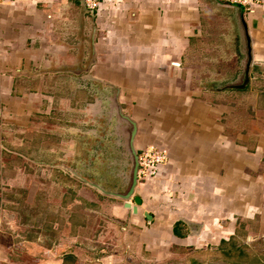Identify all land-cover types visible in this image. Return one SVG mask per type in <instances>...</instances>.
Masks as SVG:
<instances>
[{
	"label": "crops",
	"instance_id": "0c3cea01",
	"mask_svg": "<svg viewBox=\"0 0 264 264\" xmlns=\"http://www.w3.org/2000/svg\"><path fill=\"white\" fill-rule=\"evenodd\" d=\"M252 7L2 3L0 224H11L0 225V264H264V0ZM248 51L250 81L237 88ZM110 85L137 122L138 151L170 153L137 187V214L82 174L97 137L107 142L100 113L132 162ZM103 212L104 227L91 222Z\"/></svg>",
	"mask_w": 264,
	"mask_h": 264
},
{
	"label": "water",
	"instance_id": "95a60500",
	"mask_svg": "<svg viewBox=\"0 0 264 264\" xmlns=\"http://www.w3.org/2000/svg\"><path fill=\"white\" fill-rule=\"evenodd\" d=\"M85 4H86V0H85ZM90 11L93 14H95L94 10H90ZM248 47L250 51V44L248 45ZM249 51L247 52L248 65L244 71L243 83L240 85H237L236 86L237 88H245L247 83L250 81V67H251V62H252V54ZM110 86L112 87V85ZM113 87H112L113 91L111 95V100H112L111 105L118 119L125 123L124 133L127 135V141H126L127 150L129 154L131 155V159H132V168H131V176H130L131 178H130L128 189L124 191L123 193L114 192L110 190L106 191L102 188H99L98 185L93 182H91L90 185L101 189L103 192H105L108 195L111 194V195L122 198L124 200V206L126 208L132 209L133 212L137 214L139 212V206L142 204V201H143L142 197L139 194H137V187L139 185L140 154L135 145V138H136V134L138 131V127H137V122L133 119V117L125 113L123 110V106L119 100L120 88L115 85ZM146 216L149 219H152L151 214L146 213Z\"/></svg>",
	"mask_w": 264,
	"mask_h": 264
},
{
	"label": "flooded vegetation",
	"instance_id": "af4514ba",
	"mask_svg": "<svg viewBox=\"0 0 264 264\" xmlns=\"http://www.w3.org/2000/svg\"><path fill=\"white\" fill-rule=\"evenodd\" d=\"M103 108L107 109V107L103 104ZM100 117L98 118L96 124L98 126V130L100 132H102L103 130L106 131V135H107V142L103 143L101 141L100 138H102V133L100 135V137H97V154L95 156V159L93 161V168L91 169V171L88 172H84L82 173L85 176H89V177H93L96 180H92L90 181L93 183H96L98 185L99 188H102L106 191L110 190L108 189L107 185H102V180H107L108 181V164L103 163L102 159L105 158L106 161H108V156L111 157V159L114 158V167L112 166V169L110 170V174H111V178L117 182H121V185L124 184L125 181L129 182L130 181V176H131V172H130V167L129 162L130 160H128V162L126 161V159L122 158L121 153L123 151V148L121 146V143H119V138L116 136L115 131H113L110 134L111 131V127L113 128V123L114 122H110V119L108 118V112L106 113H100ZM99 133V132H98ZM100 134V133H99ZM140 154V152H139ZM94 169L96 170L97 173H99V175H94L93 171ZM81 177V180L83 177V175L79 174ZM82 182L86 183V180H82ZM89 182V181H88ZM106 186V187H105ZM100 193H102V190H98ZM114 191V190H112ZM117 192V191H114ZM104 193V192H103ZM102 193V194H103Z\"/></svg>",
	"mask_w": 264,
	"mask_h": 264
},
{
	"label": "built area",
	"instance_id": "2783aa9c",
	"mask_svg": "<svg viewBox=\"0 0 264 264\" xmlns=\"http://www.w3.org/2000/svg\"><path fill=\"white\" fill-rule=\"evenodd\" d=\"M4 1L0 0V8ZM227 4L243 5L249 7L253 11V5L259 0H225ZM87 6L90 10L99 8L100 0H86ZM170 160V153L168 149L152 145L140 152V168H139V183L142 180H151L159 177L165 170Z\"/></svg>",
	"mask_w": 264,
	"mask_h": 264
},
{
	"label": "rangeland",
	"instance_id": "374dc122",
	"mask_svg": "<svg viewBox=\"0 0 264 264\" xmlns=\"http://www.w3.org/2000/svg\"><path fill=\"white\" fill-rule=\"evenodd\" d=\"M97 93L98 94H100V95H102V97H104V94H108V96H109V94H110V90H106V89H103V90H100L99 88H98V91H97ZM120 97V96H119ZM110 102H108V104H109ZM102 162L103 163H106L107 162V164H108V181L107 180H105V182H104V180H102V185L104 184V185H107L108 186V189H110L111 191L112 190H114V191H117V192H121V193H123L126 189H128V186H129V182H127V181H125L124 182V184L123 185H121V182H117V181H115V180H113L112 178H111V174H110V170L112 169V166L114 167L115 165H114V163H115V161H114V158L113 159H111V157L110 156H108V161H106L105 160V158L104 159H102ZM129 167H130V172H131V168H132V162H129V165H128ZM93 173H94V175H99V173H97L96 172V170L94 169V171H93ZM100 176V175H99ZM143 182V181H142ZM141 183V182H140ZM140 183H139V185H140ZM83 184V183H82ZM81 184V185H82ZM85 184V183H84ZM86 185V184H85ZM103 185V186H104ZM138 185V186H139ZM84 186V185H83ZM89 186V185H88ZM91 186V185H90ZM93 187V186H92ZM106 187V186H105ZM139 188V187H138ZM137 188V189H138ZM106 194V193H105ZM107 195V194H106ZM110 196H112V198L113 199H111V201L113 202V203H117V204H119L120 206H122L123 204H124V200L122 199V198H120V197H118V196H114V195H111L110 194ZM98 211L100 212V209H98ZM98 212V213H99ZM101 212H102V210H101ZM106 216H107V214L105 213V212H103V213H101L97 218H95V217H93L92 219H91V222H93L94 224L97 222V224H100L101 226H103L104 227V225H106V222H105V220L107 219L106 218ZM1 223L2 224H0L1 226L2 225H4V226H8L9 227V225L11 224L10 223V221H5L4 223L1 221ZM107 231V230H106ZM248 253V252H247Z\"/></svg>",
	"mask_w": 264,
	"mask_h": 264
},
{
	"label": "trees",
	"instance_id": "16d2710c",
	"mask_svg": "<svg viewBox=\"0 0 264 264\" xmlns=\"http://www.w3.org/2000/svg\"><path fill=\"white\" fill-rule=\"evenodd\" d=\"M233 248H236L235 246L232 247V249H230V252H228L229 254H231V251L233 253ZM245 248L241 247L240 250L239 249H235L236 254H239L241 258L245 257L246 255V251L244 250ZM249 251V250H248ZM239 252V253H238ZM250 254H253V252L249 251ZM248 252V253H249Z\"/></svg>",
	"mask_w": 264,
	"mask_h": 264
}]
</instances>
